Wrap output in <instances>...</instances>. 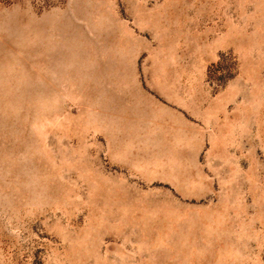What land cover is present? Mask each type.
<instances>
[{
  "label": "rangeland",
  "instance_id": "374dc122",
  "mask_svg": "<svg viewBox=\"0 0 264 264\" xmlns=\"http://www.w3.org/2000/svg\"><path fill=\"white\" fill-rule=\"evenodd\" d=\"M0 264H264V0H0Z\"/></svg>",
  "mask_w": 264,
  "mask_h": 264
}]
</instances>
